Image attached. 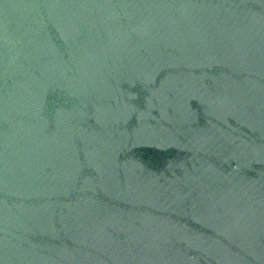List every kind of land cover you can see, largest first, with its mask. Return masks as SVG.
<instances>
[{"label": "water", "instance_id": "1", "mask_svg": "<svg viewBox=\"0 0 264 264\" xmlns=\"http://www.w3.org/2000/svg\"><path fill=\"white\" fill-rule=\"evenodd\" d=\"M0 264H264V0H0Z\"/></svg>", "mask_w": 264, "mask_h": 264}]
</instances>
